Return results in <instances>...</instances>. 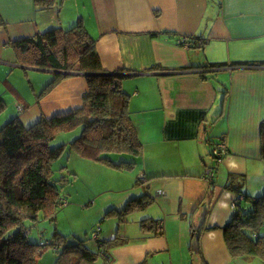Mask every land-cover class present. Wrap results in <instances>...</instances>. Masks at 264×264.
I'll return each mask as SVG.
<instances>
[{"label":"crops","instance_id":"crops-1","mask_svg":"<svg viewBox=\"0 0 264 264\" xmlns=\"http://www.w3.org/2000/svg\"><path fill=\"white\" fill-rule=\"evenodd\" d=\"M56 1L50 9L36 10L33 0H0V64L19 67L28 77L23 90L8 81L24 125L80 105L87 84L81 73L71 74L41 94L53 69L18 62L12 40L81 21L95 40L102 67L124 74L122 87L130 95L128 107L142 142L134 165L140 175L134 180L137 191L105 205L104 215L144 191L153 201L122 221L109 214L112 220L100 225V238L110 241L117 234L124 240L108 243L110 257L99 255L101 264H264L256 257H232L218 227L229 219L238 192L226 186L229 179L252 196L264 189L261 178L252 193L246 179L251 162L260 163L258 177L264 168L258 140L264 117V0ZM183 36L190 45L180 42ZM208 62L226 63L217 69L221 83L200 77ZM154 64L160 67L149 69ZM211 133L227 145L219 160L210 153ZM208 154L224 167L223 187L201 164L207 166ZM194 166L202 168L200 175ZM141 175L145 179L136 182ZM169 179L179 191H172ZM192 180L198 186L188 190L183 184ZM207 180L213 181L211 192ZM145 217L161 218L162 233L142 228ZM43 229L30 228L28 235L46 240ZM48 251L37 256L38 264L55 263L57 253Z\"/></svg>","mask_w":264,"mask_h":264},{"label":"trees","instance_id":"trees-1","mask_svg":"<svg viewBox=\"0 0 264 264\" xmlns=\"http://www.w3.org/2000/svg\"><path fill=\"white\" fill-rule=\"evenodd\" d=\"M33 3L36 10H46L57 1L33 0ZM190 41L189 38V45ZM11 44L18 62L55 70L41 94L60 79L76 73L85 77L87 86L81 104L65 113L41 116L28 125L15 115L0 126V264H38L37 256L49 248L57 253L54 264H95L101 254L108 260V243L116 245L124 239L117 234L110 241L101 239L99 224L91 231L97 230L94 240L97 249L92 250L83 243L84 239L67 240L57 229L46 240L31 239L25 222L37 221L39 213L54 220L57 206L67 203V197L59 196L58 180L53 179L51 169V160L60 155L65 146L64 143L55 147L48 144L58 130L80 124L79 135L69 144L83 157L122 169L132 168L137 163L142 154V142L128 107L130 95L122 87L124 74L102 67L95 40L81 21L68 28L54 26L38 31L14 39ZM225 64L208 62L201 65L208 69L198 73L204 79L221 83L217 69ZM158 67L154 64L149 69ZM222 86L226 93L227 85ZM3 107L0 96V110ZM258 140L259 155L264 160V117L259 121ZM110 153L130 156L114 161ZM210 153L213 155L212 146ZM143 179L145 175L138 176L136 182ZM231 182L229 179L226 186L236 189V196L241 197L232 200L229 219L218 226L227 250L232 257H256L264 263V232L260 231L264 226V189L252 196ZM152 201L153 196L144 191L119 208H109L105 215L115 214L117 220L122 221L127 214L144 209ZM140 226L154 235L163 231L161 218L145 217L140 220Z\"/></svg>","mask_w":264,"mask_h":264},{"label":"rangeland","instance_id":"rangeland-1","mask_svg":"<svg viewBox=\"0 0 264 264\" xmlns=\"http://www.w3.org/2000/svg\"><path fill=\"white\" fill-rule=\"evenodd\" d=\"M22 72V69L19 67H14L9 64L3 66L0 64V96L3 98L4 102V107L0 110V126L13 116L18 115L14 93L8 87V81L11 80L10 82L21 88V90H23V88L27 89L29 85L28 77ZM27 72H29V74H34L32 70H27ZM80 130V124L69 129H60L54 134L53 138L48 140L50 147H55L61 143L65 144L60 155L51 160V169L53 179L58 180L56 183L59 196L67 197V203L63 206H57L53 213L56 217L55 220L44 217L42 213H39L37 221H26L25 225L28 230L30 228H40L44 231L43 226L47 227L46 237L49 238L54 232V224H56L58 227L57 231L65 234L67 240L72 239L73 241L75 239L77 241L81 238L84 239L83 243L89 248L95 249V242L91 238V231L97 224L101 225L103 222L108 226L112 220L111 215H104V206L110 202L119 203L122 197L137 191L134 180L139 171V166L122 169L79 155L73 148L71 149L69 143L79 135ZM215 134L218 135L217 132H215ZM217 135L214 136V134L211 133V139L217 141L222 137L221 135L217 137ZM109 156L113 158L114 161H118L120 158L128 159L130 155L127 153H110ZM208 157L210 161L206 162L205 165L207 166H204L203 162H201V164L205 171L209 169L213 171V175H215L213 177L214 181L220 185L222 184L223 187L225 178L224 167L220 166L219 162H215L211 155L208 154ZM259 165L260 163L251 162L250 168L247 169L250 175H247L246 179L252 193L258 190L255 187H258V184H260L259 180L261 178L264 182V168L261 170V176H257L261 169ZM208 166L212 167V169ZM198 168V166H194L193 169L197 171ZM199 170L198 174L200 175L202 168H199ZM138 175H140V173ZM201 175L205 178L207 177L206 173H202ZM157 179L158 177L154 180ZM169 180L172 191L177 192L179 184L175 187L172 184L173 180ZM192 182V185L186 183L183 185L186 186L188 190H191L192 187L198 186L195 181L192 180ZM208 182V187H210L211 192L213 181L211 182L209 180ZM151 192L153 194L154 190L151 189ZM184 195H186L185 192ZM133 212H136V210L130 212L128 214L129 217ZM203 216L204 214L201 215V218ZM260 231L264 232V226L260 228ZM29 238L33 239L30 235ZM47 251L53 252L51 248L47 249ZM96 262L97 264H101L102 262L99 255Z\"/></svg>","mask_w":264,"mask_h":264},{"label":"built area","instance_id":"built-area-1","mask_svg":"<svg viewBox=\"0 0 264 264\" xmlns=\"http://www.w3.org/2000/svg\"><path fill=\"white\" fill-rule=\"evenodd\" d=\"M180 42L182 44H184V45H188V43H189V37L188 36L181 37L180 38ZM17 108H21L20 104H17ZM226 152H227V145H226V143H225V141H224V139L222 137L219 140L214 141L212 143V153H213V156L217 160L221 159L222 156L225 155ZM210 176H212V172L210 173ZM239 197H241V196L240 195L239 196L238 195L237 196L235 195V197L232 200H235V199H237ZM63 202L65 203V201H63ZM230 205H231V207L233 206L232 201H231V204ZM96 229H98V227ZM91 238L93 240H95L97 238V230H94L91 233ZM101 255H102V257L104 259H106V256L105 255H103V254H101Z\"/></svg>","mask_w":264,"mask_h":264},{"label":"water","instance_id":"water-1","mask_svg":"<svg viewBox=\"0 0 264 264\" xmlns=\"http://www.w3.org/2000/svg\"><path fill=\"white\" fill-rule=\"evenodd\" d=\"M55 70H53V72H54Z\"/></svg>","mask_w":264,"mask_h":264}]
</instances>
